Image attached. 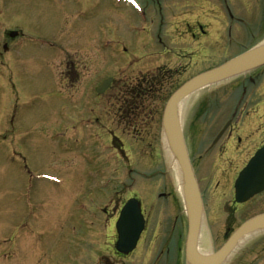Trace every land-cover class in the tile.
I'll return each instance as SVG.
<instances>
[{
	"label": "rangeland",
	"instance_id": "rangeland-1",
	"mask_svg": "<svg viewBox=\"0 0 264 264\" xmlns=\"http://www.w3.org/2000/svg\"><path fill=\"white\" fill-rule=\"evenodd\" d=\"M98 1L93 14L91 4L83 10L73 9L70 0H0V34L3 29L17 28L35 41L29 45L34 59L15 65H2L0 61V264H91L94 249L116 230L112 218L122 204L131 195L141 197L144 175L157 168L164 174L161 183L170 179L176 189L180 188L162 137V105L148 104L149 99L156 101L157 89L144 93L139 114L135 107H123L120 100L136 86L140 87L136 88L138 93L146 91L144 79L160 68L180 72L178 77L165 74L171 78L160 86L165 93L171 82L184 81L211 63L196 65L198 61H192L190 74H183L185 69H177V60L167 55L147 57L143 62L138 61L140 55L125 57L150 30L148 16L141 13L143 0L129 8L122 4L115 8L113 0ZM160 2L163 17L159 33L165 34L163 42L171 50L177 48L173 43H180L185 33L199 34L198 24L206 31L202 40L209 35L214 39L230 19L225 5L233 18L250 24L264 12V0ZM173 3L179 5L174 10ZM64 7L69 8L62 21L59 12ZM150 9L151 14L156 10ZM159 18L154 14L156 29ZM50 35L68 42V46L80 41L84 51L91 50V36H95L101 57L99 78L113 79L111 92L100 98L97 115L78 122L75 115L79 111L59 96L64 94L60 59L45 58L52 49L42 43ZM247 42L244 37L238 47L217 60L233 56ZM17 43L19 40L14 41ZM153 108L158 112L149 118V109ZM161 203L157 200L155 206ZM104 208L107 214L102 213ZM23 220L28 229H21ZM152 220L156 223L155 217ZM153 227L154 223L149 234ZM251 242V238L245 240L239 251Z\"/></svg>",
	"mask_w": 264,
	"mask_h": 264
},
{
	"label": "flooded vegetation",
	"instance_id": "flooded-vegetation-1",
	"mask_svg": "<svg viewBox=\"0 0 264 264\" xmlns=\"http://www.w3.org/2000/svg\"><path fill=\"white\" fill-rule=\"evenodd\" d=\"M104 1L110 3L112 0ZM113 1L115 8L120 4L129 8L123 0ZM89 4L92 5V12L95 14L99 7L97 0H70L69 7L83 10L82 7ZM141 5L142 15L148 16L151 28L147 31L146 38L137 41L132 53L124 55L125 57L131 59L140 55L138 61L143 62L147 61L145 59L147 57L167 55L177 60V69L181 67L185 69L183 74H190L189 71L194 66L192 61L197 60L196 65L211 64L199 69L196 74L184 81L176 79L174 83L171 82L165 93L160 86L166 81L165 79L168 81L171 79L165 74L178 77L180 72L175 68L166 70L160 68L157 74L144 79L146 91L138 93L136 89H132L128 96L120 100L123 107H135L137 113L144 102V93L150 92L154 87L157 89L156 101L149 99L148 104L152 106L157 103L156 105L160 104L163 108L170 95L195 75L213 69L264 41V14L262 18L250 24L244 19L232 18L225 5L230 19L228 24H223L214 39L209 35L207 40H202L201 36L206 35V31L198 24L199 34L185 33L180 43H173L178 44L177 48L171 50L163 42L162 37L165 34L159 33V25L163 17L160 0H143ZM175 5L179 6L173 3L172 10ZM69 7L60 10L59 20L64 21L67 18ZM150 8L156 9L153 14L150 13ZM154 14L160 16L157 29L154 27ZM126 20L125 14L124 23ZM12 33L17 35L11 37ZM152 33H155V36ZM244 37H247L248 42L241 51L231 57L217 60L224 53L238 47ZM0 38L2 65L11 62L15 65L21 60L35 58V53L30 52L29 48V45L34 44L35 41L17 28L3 29ZM15 40H19V43L14 44ZM91 41L93 42L91 50L87 48L88 50L85 51L80 47L82 46L80 41L70 43L72 45L68 46V42L67 44L61 42L54 35L47 36L42 41L47 49H52L44 54L45 58L60 59L59 70L62 74L60 81L64 94L62 95L61 92L59 96H62V101L67 106L70 105L80 112L75 115L78 122L84 119L83 117L97 115L96 107L99 106L100 98L113 89L112 81L102 94L98 93L101 82L109 77L100 80L101 57L94 35L91 36ZM117 44H120L124 53L127 52L121 41ZM180 59L183 60L182 65H179ZM125 88L126 86L123 89ZM155 112L158 110L149 109L148 117L153 118ZM181 118L184 120L183 140L203 207L197 246L199 251L213 254L241 224L251 218L264 215V65L201 89L187 99L186 106L181 111ZM251 162H253V174L247 178V181L258 191L245 201L239 202L236 200L235 182ZM163 175L157 168L144 175L140 185L141 197L131 195L125 200L126 202L134 197L140 203L144 229L137 245L128 253L119 252L116 246L117 235L114 231L110 238L94 249L91 264H188L185 246L188 232L187 217L172 181L169 179L161 183L160 178ZM157 200L162 201L158 207L155 206ZM120 209L117 216L112 218L113 226ZM107 211L104 208L102 213L107 214ZM153 217L156 223L151 222ZM153 223V231L149 234V228ZM20 227L28 229L25 220L21 222ZM251 240L248 246H244L231 257L229 264H264V230L253 234ZM4 255L6 254H2V257Z\"/></svg>",
	"mask_w": 264,
	"mask_h": 264
},
{
	"label": "water",
	"instance_id": "water-1",
	"mask_svg": "<svg viewBox=\"0 0 264 264\" xmlns=\"http://www.w3.org/2000/svg\"><path fill=\"white\" fill-rule=\"evenodd\" d=\"M15 36V34H13ZM264 65V43L248 50L236 58L212 70L204 72L188 80L179 87L167 100L161 117L162 137L166 149L176 165L181 180V200L188 221L186 238V259L189 264H223L238 244L256 232L264 230V215L252 218L243 223L212 255L197 252V237L201 227L203 208L201 196L191 169L185 148L179 112L182 102L193 93L216 85L224 80ZM110 80L103 82L98 92H103ZM253 174V162L249 164L235 182L236 200L245 201L257 193L247 178ZM118 251L130 252L136 246L144 228V218L139 202L129 199L122 207L116 222ZM124 246V247H120Z\"/></svg>",
	"mask_w": 264,
	"mask_h": 264
},
{
	"label": "bare ground",
	"instance_id": "bare-ground-1",
	"mask_svg": "<svg viewBox=\"0 0 264 264\" xmlns=\"http://www.w3.org/2000/svg\"><path fill=\"white\" fill-rule=\"evenodd\" d=\"M184 101H185V100H184ZM184 101L182 102V103H183L182 105H184V103H185ZM185 105H186V104H185ZM176 171H177V174H178V178L180 179L179 171L177 170V168H176ZM180 181H181V180H180ZM180 190H181V189H180Z\"/></svg>",
	"mask_w": 264,
	"mask_h": 264
},
{
	"label": "trees",
	"instance_id": "trees-1",
	"mask_svg": "<svg viewBox=\"0 0 264 264\" xmlns=\"http://www.w3.org/2000/svg\"><path fill=\"white\" fill-rule=\"evenodd\" d=\"M263 14H264V12H263Z\"/></svg>",
	"mask_w": 264,
	"mask_h": 264
}]
</instances>
